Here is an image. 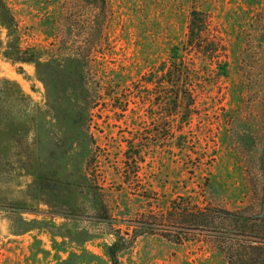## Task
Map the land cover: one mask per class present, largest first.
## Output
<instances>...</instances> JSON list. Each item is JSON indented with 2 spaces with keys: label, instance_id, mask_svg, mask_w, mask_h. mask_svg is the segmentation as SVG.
<instances>
[{
  "label": "rangeland",
  "instance_id": "1",
  "mask_svg": "<svg viewBox=\"0 0 264 264\" xmlns=\"http://www.w3.org/2000/svg\"><path fill=\"white\" fill-rule=\"evenodd\" d=\"M3 2L16 29L0 10V264H113L112 257L119 264H224L200 237L175 243L159 231L140 234L132 223L142 213L167 211L178 195L202 198L207 177L223 205L247 201L244 176L252 160L245 164L243 151L252 147L241 133L251 123H234L225 111L247 106L255 88L240 89L233 55L216 73V64L174 47L186 37L192 9L208 16L227 47L244 46L264 0H107L99 25L63 36L67 45L50 67L49 87L34 62L2 52L9 43L52 47L59 10L79 11L86 1ZM76 53L89 55L82 68L91 70L92 82L67 79L81 68L72 61ZM179 57L196 66L199 96L189 111L159 81ZM88 95L99 98L90 121L81 108ZM230 128L236 147L225 138Z\"/></svg>",
  "mask_w": 264,
  "mask_h": 264
},
{
  "label": "trees",
  "instance_id": "2",
  "mask_svg": "<svg viewBox=\"0 0 264 264\" xmlns=\"http://www.w3.org/2000/svg\"><path fill=\"white\" fill-rule=\"evenodd\" d=\"M84 1L86 2L79 7V11L72 7L59 10L58 17L51 22V28L54 29L52 47L41 51L22 49L9 43L2 56L11 61L34 62L39 78L49 87L53 77L50 67L54 61L61 60L58 53L67 45L63 37L66 32L73 33L80 25H83L81 31L88 32L91 27L99 25V18L106 19L108 16L107 0ZM0 10L6 20L5 24L12 31L15 30V19L3 0H0ZM247 26L244 46L232 50L223 42L218 29L211 25L208 16L202 11L192 9L186 37L174 47L176 54L191 53L198 56L200 63L210 66L216 64V73L219 70L225 72L228 59L233 55L243 76L240 89L243 91L242 87L245 88V85L255 88V96H251L247 106L242 104L231 112L225 111V115L234 123H251V127L245 129L247 132L241 133L242 136L247 134L245 147H252L251 150L246 148L243 151L244 163L249 158L252 160L246 166L244 176L248 186L247 201L244 205L233 208L223 205L210 191L213 182L207 177L200 186L199 195L202 198L199 199L193 194L178 195L170 201L167 211L153 213L154 215L142 213L132 223L140 234L159 231L162 237L175 243L195 239V236L200 237L196 239L203 240L211 247L224 264H264V9L254 13ZM84 43H81L80 48ZM43 55H46L45 60L40 61ZM71 56L75 57L72 61L79 63L81 68L76 69L73 76L69 74L67 79L73 84L82 83L85 79L92 82L93 77L89 73L91 70L85 71L82 68L83 64H88L89 55L81 56L76 53ZM195 67L194 60L187 61L184 57H179L169 61L163 71L162 80L159 77V81L166 82L167 88L171 90L169 94L173 96L174 103H178L184 111L191 110V104L199 96L196 87L192 86V78L195 79L196 76ZM3 80L11 83L9 79ZM98 83L100 84L99 81ZM21 96L25 98L24 93ZM82 100L81 108L87 112V119L90 121V111L97 105L99 98L88 95ZM226 131V140L233 147L238 146L239 143L234 137L235 129ZM131 158L129 156L128 160ZM128 160L124 161L126 165L129 164ZM99 188L96 185L93 192L98 193ZM112 258L113 264H119L117 259Z\"/></svg>",
  "mask_w": 264,
  "mask_h": 264
}]
</instances>
